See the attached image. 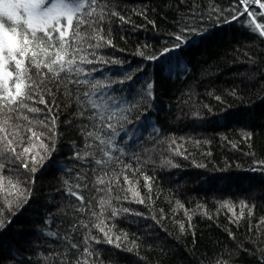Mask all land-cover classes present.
Masks as SVG:
<instances>
[{"label":"trees","instance_id":"trees-1","mask_svg":"<svg viewBox=\"0 0 264 264\" xmlns=\"http://www.w3.org/2000/svg\"><path fill=\"white\" fill-rule=\"evenodd\" d=\"M192 4L104 0L83 9H95L86 19L104 15L98 35L111 44L83 42L78 56L95 52L88 58L105 62L77 59L84 73L73 79L88 83L45 95L56 150L46 155L35 141L32 153L46 155L35 173L12 163L0 171V264H61L74 253L88 264H264V37L247 13L232 19L234 0H196L205 12L219 10L203 21L187 19ZM249 11L264 23V9L250 4ZM184 23L204 34H182ZM84 92L105 117L115 113L103 121L114 126L102 133L112 156L104 185L95 184L91 156L74 158L84 125L93 123ZM25 114L39 121L46 113ZM88 143L87 152L107 160L97 140ZM85 169L88 179L78 180ZM83 183L89 187H75Z\"/></svg>","mask_w":264,"mask_h":264},{"label":"snow or ice","instance_id":"snow-or-ice-1","mask_svg":"<svg viewBox=\"0 0 264 264\" xmlns=\"http://www.w3.org/2000/svg\"><path fill=\"white\" fill-rule=\"evenodd\" d=\"M97 4L103 5L104 0H54L50 4L49 0H0V171L8 163H12L35 173L36 165L42 166L46 155L56 150V117L52 115V105L45 99V95H54L53 89L59 90L61 86L66 90L65 94H69V84L88 83L87 80L81 82L78 79H73V77L84 73V69L79 67L77 59H79V63L87 64L105 62L88 58V56L95 57V52L78 56L79 53L86 52V49L82 47L86 40H95V44L89 45L95 49H99L105 44L109 46L111 44L110 41H105L102 44L100 41L104 40V37L98 35L102 30L104 15H100L99 19L85 18L93 17L95 12L94 8L91 11L83 12L86 5ZM237 4L244 5V8H239L236 6ZM250 4L258 5L260 9H264V3L261 0H234L231 11L235 15L232 16V19H238L239 16L247 13V16L253 17V20L249 21V25L254 24L252 31L255 32L258 29L260 30L259 36L264 37V23L255 22L256 13L249 11ZM101 11L103 12V7ZM218 11L213 8L205 12L196 4V0H193L192 6L187 9V19L203 21L206 16ZM108 14L118 15L117 12ZM260 15L264 16V13H260ZM119 19L125 22V17L119 16ZM183 19L181 18V20ZM225 22H228L227 19ZM97 25L101 27H97ZM88 29H91V32ZM184 32L189 35L204 34L203 29L188 23H184L181 28V33ZM175 39L182 42V35H177ZM183 39H187V37H183ZM43 69H47V72ZM95 86L93 85V87ZM148 95L151 96V92ZM83 96L88 98L84 107L88 105L91 107L87 119L93 123L84 125V148L77 152L74 158L83 160L85 157L91 156L95 166L90 171L96 176L95 184L104 185L105 178L108 177L104 166L111 161L112 156L103 147L110 144L111 141L103 139L102 133L106 129H114V126L111 123L105 124L103 121L105 119L111 121L115 113L105 117L101 112V106L95 100H91L88 92H84ZM38 105L44 107L40 108ZM25 112L46 114L44 119L34 121ZM81 115H83V111ZM21 120L27 123H19ZM34 123H39L47 131L34 130L32 127ZM89 128L92 130H87ZM25 133H31V135L26 136ZM41 137H45L49 143H45ZM88 138L98 141L97 147L103 156L107 157V160L96 158L95 153L86 151L91 147ZM26 141L30 142V146H25L18 152L17 148ZM35 141H40L39 148L46 155H41L40 152L32 153V148L36 147ZM38 157L39 159H37ZM88 171L85 169L84 175L77 174V179L81 181L88 179ZM125 179L127 180V177ZM75 187L88 188L89 184H77ZM96 190L103 191L104 189ZM67 194L75 197L83 205L84 196L73 191L72 187L67 189ZM3 227L4 224L0 221V228ZM101 230L103 229L101 228ZM49 235L54 234L49 233ZM96 242L100 243L101 241L97 240ZM105 242L113 243L112 237L108 233H105ZM116 246L119 247V245ZM71 247L78 249L79 245L73 243ZM84 251L88 252V249ZM88 254L92 255L91 252ZM61 264H88V261L81 262L74 253L71 261L65 256Z\"/></svg>","mask_w":264,"mask_h":264},{"label":"rangeland","instance_id":"rangeland-1","mask_svg":"<svg viewBox=\"0 0 264 264\" xmlns=\"http://www.w3.org/2000/svg\"><path fill=\"white\" fill-rule=\"evenodd\" d=\"M54 2V1H53ZM52 3V2H51ZM219 183H220V185H222V182L221 181H219Z\"/></svg>","mask_w":264,"mask_h":264}]
</instances>
